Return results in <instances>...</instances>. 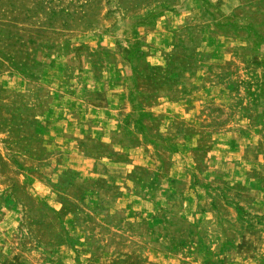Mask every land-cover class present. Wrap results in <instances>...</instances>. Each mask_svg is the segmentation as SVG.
Masks as SVG:
<instances>
[{
  "label": "rangeland",
  "instance_id": "374dc122",
  "mask_svg": "<svg viewBox=\"0 0 264 264\" xmlns=\"http://www.w3.org/2000/svg\"><path fill=\"white\" fill-rule=\"evenodd\" d=\"M0 264H264V0H0Z\"/></svg>",
  "mask_w": 264,
  "mask_h": 264
}]
</instances>
